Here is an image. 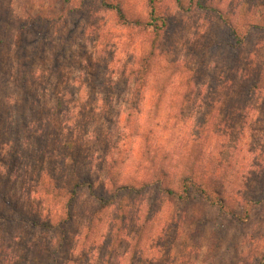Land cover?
I'll return each mask as SVG.
<instances>
[{
    "label": "rangeland",
    "instance_id": "374dc122",
    "mask_svg": "<svg viewBox=\"0 0 264 264\" xmlns=\"http://www.w3.org/2000/svg\"><path fill=\"white\" fill-rule=\"evenodd\" d=\"M181 2L153 32L149 0H0V213L55 220L71 146L96 194L149 186L122 217L79 190L64 242L0 219V264H264V0ZM189 169L218 203L156 187Z\"/></svg>",
    "mask_w": 264,
    "mask_h": 264
},
{
    "label": "trees",
    "instance_id": "16d2710c",
    "mask_svg": "<svg viewBox=\"0 0 264 264\" xmlns=\"http://www.w3.org/2000/svg\"><path fill=\"white\" fill-rule=\"evenodd\" d=\"M69 1V0H64ZM150 1V18L147 22H144V25L150 26L152 28V31L160 30L163 24H159L157 22V16H155L154 13V6L152 4V0ZM176 3L179 5L178 7L184 10H188L191 8V6H187V8H182V2L181 0H175ZM192 1V0H189ZM195 6L198 8L205 7V2L203 3L202 0H195ZM102 5L105 8L112 9L116 12L117 16L123 20L126 23H134L138 24V21H130L127 20L124 16L123 10L119 3H108L103 1ZM164 23V22H163ZM233 32V30H231ZM144 60H142L143 62ZM72 137H68L67 142L61 143L63 146L68 145L71 146L73 144ZM71 153L67 152L63 149L62 156H63V162H62V168H68L67 175L60 177H48V183L45 185L44 183H41V187L43 189V192L45 195H47L48 200L52 203V205L55 207L52 210H55L54 217L55 220H45L41 221L40 216H28L24 218L25 220L22 221V216L19 213L17 217L15 218H9L7 215L0 213V219L3 220H11V221H22V224L29 225L32 229L40 228L43 230H46V228L52 229L58 236H56L58 241L64 242L67 239V230L73 220H74V207L76 203V196L79 190L84 189L86 190L90 196L96 201L97 207L94 211V214H97L98 212H101L102 209L111 206L114 204V197L119 196V202H118V209H120L119 212H121V217L123 216L124 212L127 207L125 201L129 199V194L137 192V191H146L149 186L147 183H143L142 186L139 188H135L132 185L123 184L120 185L116 190H106V193L104 194H96V189L94 187V183L91 179L88 178H81L78 174V164L79 160L75 156L74 147L71 146ZM69 162V163H68ZM42 180V179H41ZM156 187L161 191V193L165 197L173 198L177 201H185L190 199L191 194L199 196L198 198H202L207 203H218L214 202L215 198L208 194L201 186L200 184H196L195 180L191 176V169H189L187 172H185L176 188H171L166 185H162L158 182L156 183ZM116 191V192H115ZM7 202V201H6ZM5 202V203H6ZM122 210V211H121ZM19 217V218H18ZM22 218V219H21ZM29 218V219H28ZM125 218V216L122 218V220ZM93 220L90 219V222ZM58 253L56 250H53L51 252L50 256L46 255H39L34 257V263L36 264H60L58 261Z\"/></svg>",
    "mask_w": 264,
    "mask_h": 264
}]
</instances>
